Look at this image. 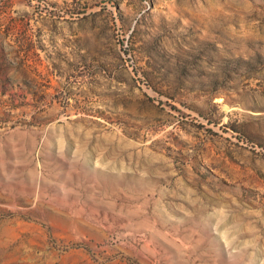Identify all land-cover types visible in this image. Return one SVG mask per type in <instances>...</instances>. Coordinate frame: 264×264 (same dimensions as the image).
Here are the masks:
<instances>
[{
    "label": "rangeland",
    "instance_id": "1",
    "mask_svg": "<svg viewBox=\"0 0 264 264\" xmlns=\"http://www.w3.org/2000/svg\"><path fill=\"white\" fill-rule=\"evenodd\" d=\"M0 264H264V0H0Z\"/></svg>",
    "mask_w": 264,
    "mask_h": 264
}]
</instances>
